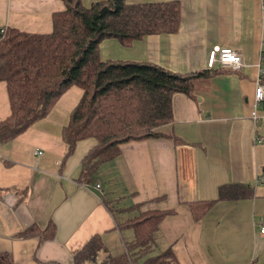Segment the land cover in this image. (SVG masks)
Segmentation results:
<instances>
[{
    "label": "crops",
    "instance_id": "0c3cea01",
    "mask_svg": "<svg viewBox=\"0 0 264 264\" xmlns=\"http://www.w3.org/2000/svg\"><path fill=\"white\" fill-rule=\"evenodd\" d=\"M125 1H178V30L127 46L103 39V59L150 62L183 74L206 70L210 50L229 47L243 66L215 64L219 71L198 78L192 97L174 93L172 118L159 128L164 136L122 143L119 155L88 175L81 164L96 141H78L66 155L61 139L82 93L68 87L44 118L0 143V251L13 264H73L75 252L98 234L106 252L118 256L134 234L119 224L139 208L170 210L153 233V253L169 246L179 264H264V143L255 139L264 137V109L251 114L256 80L264 82L262 0ZM64 9V0H0V28L49 33L51 13ZM7 96L0 81V121L10 111ZM226 183L241 184V195L213 203L194 220L188 205L218 198ZM131 205L138 207L120 211ZM48 223L55 230L50 240L18 236ZM103 254L84 264H99Z\"/></svg>",
    "mask_w": 264,
    "mask_h": 264
},
{
    "label": "trees",
    "instance_id": "16d2710c",
    "mask_svg": "<svg viewBox=\"0 0 264 264\" xmlns=\"http://www.w3.org/2000/svg\"><path fill=\"white\" fill-rule=\"evenodd\" d=\"M65 9L52 15L49 33H32L7 27L0 34V81L7 89L10 111L0 121V143H5L44 118L58 97L72 85L82 89L79 100L62 126L65 154L78 141L92 138L95 145L83 157V174L94 173L99 164L119 155L122 143L164 136L159 128L172 118L174 93L192 97L198 78L219 70L206 69L177 73L150 62L103 59L99 43L113 38L131 44L149 34L174 33L180 21L178 1L127 3L125 0H97L89 6L80 0H64ZM264 143V137L263 141ZM264 145V144H263ZM241 184L226 183L218 188V198L190 203L198 220L219 200L237 198ZM138 205L121 208L126 212ZM170 210L140 211L120 222L133 230L125 251L113 256L98 234L91 235L75 252L73 264L94 260L99 264H179L170 247L153 253V233L159 220ZM30 226L18 236H39L50 240L54 226ZM0 264H13L7 251H0Z\"/></svg>",
    "mask_w": 264,
    "mask_h": 264
},
{
    "label": "built area",
    "instance_id": "2783aa9c",
    "mask_svg": "<svg viewBox=\"0 0 264 264\" xmlns=\"http://www.w3.org/2000/svg\"><path fill=\"white\" fill-rule=\"evenodd\" d=\"M264 9V0L261 4ZM5 28H0V34L2 35L5 31ZM241 54L234 49L229 47H221L217 50H210L208 59L206 62L207 69H214L215 64L219 67L230 68L233 70H239L242 64ZM254 91V99L252 103V118H255L257 115V108L264 109V82L260 78H257ZM257 142H262L263 137L259 136L255 138ZM39 153V152H38ZM99 185H97L98 187ZM259 232L264 233V225H262Z\"/></svg>",
    "mask_w": 264,
    "mask_h": 264
},
{
    "label": "rangeland",
    "instance_id": "374dc122",
    "mask_svg": "<svg viewBox=\"0 0 264 264\" xmlns=\"http://www.w3.org/2000/svg\"><path fill=\"white\" fill-rule=\"evenodd\" d=\"M74 86H76V85H74ZM76 87H78V86H76ZM81 89V88H80ZM82 90V89H81ZM254 99V98H253ZM114 178V177H113ZM121 201H123V199H121ZM113 206V205H112ZM112 206H110L111 208H112Z\"/></svg>",
    "mask_w": 264,
    "mask_h": 264
}]
</instances>
